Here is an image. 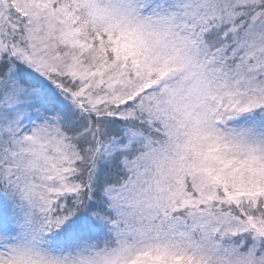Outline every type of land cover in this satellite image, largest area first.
Segmentation results:
<instances>
[{
  "label": "snow or ice",
  "instance_id": "obj_1",
  "mask_svg": "<svg viewBox=\"0 0 264 264\" xmlns=\"http://www.w3.org/2000/svg\"><path fill=\"white\" fill-rule=\"evenodd\" d=\"M0 264H264V0H0Z\"/></svg>",
  "mask_w": 264,
  "mask_h": 264
}]
</instances>
